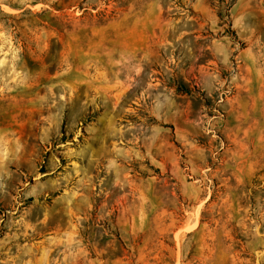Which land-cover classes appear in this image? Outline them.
<instances>
[{
    "label": "rangeland",
    "instance_id": "374dc122",
    "mask_svg": "<svg viewBox=\"0 0 264 264\" xmlns=\"http://www.w3.org/2000/svg\"><path fill=\"white\" fill-rule=\"evenodd\" d=\"M0 264H264V0H0Z\"/></svg>",
    "mask_w": 264,
    "mask_h": 264
}]
</instances>
